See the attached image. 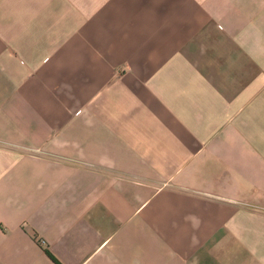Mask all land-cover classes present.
<instances>
[{
	"label": "crops",
	"instance_id": "obj_1",
	"mask_svg": "<svg viewBox=\"0 0 264 264\" xmlns=\"http://www.w3.org/2000/svg\"><path fill=\"white\" fill-rule=\"evenodd\" d=\"M264 264V0H0V264Z\"/></svg>",
	"mask_w": 264,
	"mask_h": 264
},
{
	"label": "trees",
	"instance_id": "obj_2",
	"mask_svg": "<svg viewBox=\"0 0 264 264\" xmlns=\"http://www.w3.org/2000/svg\"><path fill=\"white\" fill-rule=\"evenodd\" d=\"M45 254L54 264H59L47 251H45Z\"/></svg>",
	"mask_w": 264,
	"mask_h": 264
}]
</instances>
